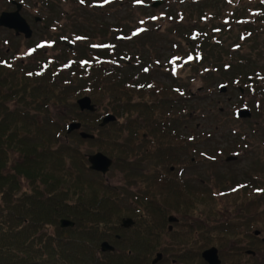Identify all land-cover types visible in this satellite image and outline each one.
I'll return each instance as SVG.
<instances>
[{
  "label": "trees",
  "instance_id": "1",
  "mask_svg": "<svg viewBox=\"0 0 264 264\" xmlns=\"http://www.w3.org/2000/svg\"><path fill=\"white\" fill-rule=\"evenodd\" d=\"M191 1L186 11L177 12L196 15V25L189 26V31L180 27L188 40L193 30L197 32L194 41L187 45L188 50L199 52L200 62L213 65L209 67L213 73L220 70L224 78L230 81L238 78L240 85L261 93L260 84H264V0ZM208 19L213 25L208 24ZM245 42L249 43L248 49L255 58L253 63L251 55L241 53ZM233 51L236 55L232 56ZM221 53L230 56L234 64L226 62L224 56H219ZM2 56L0 264H138L129 258L126 250L120 253L121 258L116 252L99 250L100 242L117 231L115 224L121 223V213L113 201L114 191H110L100 173L89 169L87 152H81L79 147L84 141H98L99 149L113 155L124 167L122 161L127 157L123 153L129 141L126 130L141 125L148 111L141 102L132 105L129 97L124 98L122 93H117L120 97L111 98L112 86L127 92L124 86L127 70L118 75L119 69L112 74L92 66L89 71L78 73L76 80L67 78L65 86H56L50 76L43 75L34 77L36 86L29 88L25 83L29 79L24 73L19 69L20 72L10 71L12 67L5 65ZM216 63L222 65L219 67ZM225 66L228 67L226 71ZM2 74L7 78L13 75L16 82L1 78ZM154 89L159 94L156 85ZM75 91H85L95 99L102 92L107 94L112 112L124 121L117 120L111 127L100 128L104 132L100 139L84 140L78 132L62 139L66 124L71 121H80L83 130L92 129L85 116L93 113L76 112L77 107L72 102ZM136 92L147 93L140 88ZM11 101H14L12 107ZM53 101L58 106L66 105L76 114L63 116L62 122H58L50 113ZM146 116L151 119L153 114L146 113ZM63 218L72 220L74 226L61 228L59 221ZM112 223L111 228L106 227Z\"/></svg>",
  "mask_w": 264,
  "mask_h": 264
},
{
  "label": "flooded vegetation",
  "instance_id": "2",
  "mask_svg": "<svg viewBox=\"0 0 264 264\" xmlns=\"http://www.w3.org/2000/svg\"><path fill=\"white\" fill-rule=\"evenodd\" d=\"M15 1L16 4L20 5L19 12L22 11L23 7H27L25 0ZM55 1H69L79 7L87 8L96 20H99L100 16L105 17L106 13L110 14L109 12L113 11L112 8L116 4L118 5L116 0H110L109 2H105V0H35L32 11H36L34 10L37 9L36 5H41L47 13L55 15L53 8ZM49 14L37 16L35 20L50 22L51 18L52 24L44 27L48 28L52 34L49 37L45 34L46 38H39L35 42L27 44L26 53L30 57L34 53L36 55L33 64H28L31 68L20 67L21 72L33 82L34 77L45 75L50 76L55 85H62L67 79L58 69L56 60L59 54L79 49L96 56L101 45H104L106 49L114 48L116 35L124 34L132 28H129L127 24L101 23L104 28L105 41L93 42L90 39L94 37L93 35L79 32L78 29L66 33L65 30H62L64 23L54 25L55 19L53 18L55 16L50 17ZM22 17L30 27L31 37L33 31L31 24L23 15ZM145 17L148 16H143V18ZM151 17L162 20L168 19L169 21L180 20L175 16L151 15ZM65 29L67 30L69 27L66 25ZM8 32L13 33L17 38L20 36L25 39L30 38L22 32L16 33L11 29H8ZM51 49L54 50L51 51L52 54L45 52ZM57 50L60 53L57 54ZM128 54L130 55L129 59L123 63H117L116 57L111 59L110 64L104 66L102 72L108 71L113 74L117 68H122L124 64L126 66L124 70H127L124 74L127 76V89L131 88V90L136 91V86L147 84V90L149 87L154 88L155 84H159L162 87V96L157 103L150 105L143 103L142 106H145L148 111L145 112L143 119L140 116L142 124L137 127H129L126 130L129 141L125 146L126 149L123 155L127 159L122 161L124 167L121 166V170L125 172L124 184L118 188L119 191L116 190L117 187L106 184L112 191H117V194L130 195L133 200H140L139 197H142L144 203L137 206H141L143 212L145 207L144 213H148L151 209L155 212L157 210V213L160 214L159 211L161 210V213L165 216V221L160 225L153 227L145 226L146 224L142 223L144 228L132 234L134 247L139 248V250L127 249L129 258L142 264H208L203 257V253L208 249L215 248L220 264H262L264 262V205L261 206V203H264V184L258 186V181L254 175L244 178L246 180H239L213 173L215 174H212L213 178L218 177V179L214 178L218 182L213 186L217 190H214L213 187L212 189H199L193 185L194 181L189 176L195 172L196 168L206 167L204 165L208 163L216 164L217 159L215 156L208 154V132L189 126L182 119V115L186 111H188L189 121L196 116V112H192L191 104L186 103L187 97L195 96L196 98L197 94L191 93L189 86L195 82L196 78L202 77L204 82H202L198 92L206 90L208 88L206 79L208 71L205 72L200 69L197 72L194 69L195 65H191L188 67L194 70L185 79H182L184 71L180 72L178 65L175 66L176 69L172 72L170 69L165 70L158 64V69L162 73L161 76L165 80L166 77L170 80L167 83L168 85L152 73L149 77L137 79L138 68L143 75L147 76L150 73L144 71L146 65L133 63L131 54ZM36 72H40V74L37 75ZM139 81L141 83L136 85L135 83ZM180 82H182V85ZM180 87H183V95L180 93ZM187 92L189 94L185 96ZM184 99L185 104L183 105L180 101ZM131 103L134 105V102ZM146 113L153 114L152 118H147ZM203 134H205L204 138L207 143L200 145L199 142L202 140ZM196 145L205 146L206 148H197ZM221 149L216 150L218 155L222 154ZM91 153L94 152L85 155L87 163V156ZM233 155L238 156V153H233ZM197 163L200 164L197 165ZM87 166L89 167V163ZM206 169H208V165ZM102 177L107 182L106 176ZM166 191H170L171 196L177 198V205L174 207L175 212L166 213L168 207L165 200L166 196L170 194ZM214 197L226 201V209L221 215H218V213L217 216L213 215V206L208 208V205H203L204 202L210 203ZM198 206H202L205 211L196 209ZM197 210L198 214L203 215L202 217H197L195 214ZM260 211H263V217L260 215ZM136 212L140 213L142 210H135L134 213ZM181 215L184 217L181 218ZM124 220L122 219L121 223L115 224V227L117 228V225H119L123 229H129L135 226L134 219L127 226L124 225ZM261 222L263 227L260 226ZM121 236V234L112 232L111 235L109 234V239L103 241L108 242L113 250L102 251L100 244L103 241L99 244V250L108 253H123L125 251L123 249L124 243L130 238L127 235L123 238ZM156 258L157 261L153 263Z\"/></svg>",
  "mask_w": 264,
  "mask_h": 264
},
{
  "label": "rangeland",
  "instance_id": "3",
  "mask_svg": "<svg viewBox=\"0 0 264 264\" xmlns=\"http://www.w3.org/2000/svg\"><path fill=\"white\" fill-rule=\"evenodd\" d=\"M25 1L27 2V7H23L22 11L20 12L26 19H28L31 24V28L33 30L31 37L25 39L20 36L18 37V39L13 33L8 32V29L0 27V55H5L7 58L11 59L13 65L11 66L12 68H10V71L15 72H20L19 70H21V66L31 68V66L28 64H33V60L35 58L36 53H34L32 57H30L26 53L27 44L35 42L39 38H46L45 34H47L48 37L50 36V34H52L48 30V28L44 27L46 25L48 26V24H52L51 18L50 22L42 21L39 19L37 21L35 20L37 16L45 14L48 15L49 13H47V11L41 5H36L37 9H34L36 11H32L35 0ZM143 1L147 3L146 8H143L145 7L143 5L132 6L131 0H121L120 2H118V5L116 4V6L112 8L113 11L109 12L110 14L106 13L105 17L98 15L101 17L99 20H96L95 17L89 13L90 10L87 8L79 7L77 4L71 3L69 1H55L53 3L55 15L49 14V16H55V18H53L55 19L54 25L64 23L62 30H65L66 33H68L69 31H76L75 29H78L79 32L93 35L94 37L90 38L93 42L105 41L104 28L103 26H101V23L115 25L127 24V26H129L130 28L132 27V25H134L135 19L140 18L141 20H145L144 25L151 29V31L142 34L138 38H135L133 40L130 39L129 41L124 42L127 44L125 48L132 53H136L144 57V60H142V63H140V65L144 64L147 59L151 61L152 58H160V61L158 62H160V64L162 65L165 63L166 57L168 55L175 53L172 51L173 49L171 43L173 41L178 42L179 40H183L182 43H184L187 36L186 38L182 37L177 32L179 30V23H177L176 20L169 21L168 19H163L156 22H151L149 21V16L150 14L158 15L161 12H168L172 15H175L176 18L178 11H186L185 8L190 5L189 3L193 2L191 0L189 2L188 0H162L161 3L153 5L154 3H151L153 0ZM15 5V2L10 3L8 0H0V12L12 11L14 10ZM208 7L211 11L212 6L210 5V3L208 4ZM185 14L186 16H184L181 20V25L185 30L187 29L189 31V26L196 25V15L194 14V16H188L187 12ZM143 16L148 17L143 18ZM213 23L214 22L212 20L208 21V24L210 25H213ZM66 25L69 27V29L67 30L65 29ZM248 45L249 43L247 42L243 43V47L241 48V53L243 55H251V52L248 49ZM119 47H121V45ZM51 51L54 50L51 49L45 52H47L48 54H52ZM122 52L125 53V50H122ZM58 53H60L59 50H57V54ZM233 54L236 55L234 51L232 52V56ZM68 56H71V54H68ZM219 56H224L226 62L233 61L232 58L227 54L221 53ZM251 58H253V61H251L253 63L255 61V58L253 56ZM21 62L22 64H20ZM233 64L234 63L232 62V65ZM147 65H149L151 69L150 74H148L147 76L143 75L141 74V70L138 68L137 79H143L144 77L146 78L154 74L155 76H158V79L163 80L165 84L170 82L167 77L165 80L161 76L162 73L158 69V64L151 62ZM215 65H218L220 67L222 63H216ZM125 67L126 66L123 64L122 68L119 69V74L123 72V69ZM208 67H213V65L208 64ZM193 70V68L187 67L183 73L182 79H185L186 76L191 74V71ZM6 73H9V71H7ZM226 74L228 73L226 72ZM65 75L72 77V74L66 73ZM1 78H7V75L2 74ZM226 78L227 77L224 78L222 76L220 70L218 72L213 73L211 69V71H209L208 73V77L206 78L208 82V88H206V90L200 93L198 92V90H200L201 88L200 86H202V82H204L202 77H198V79L196 78L195 82L189 86L191 93L193 92L197 94L196 98L195 96L187 97L188 99L186 103L191 104V108L193 110L192 112H196V116L191 121H189V117L187 115L188 111H186V113L182 115V119L184 122L188 123L189 126L197 127L198 130L208 132V154H211L217 158L216 164H207L208 169H206L207 165H204L206 167L196 168L194 173L190 175L187 174L194 181L193 185L199 189H212V187L218 182L217 180H215L218 179V177H214L215 179L212 177L213 173L223 175L225 177L229 176L239 180H246L244 178H248L249 175H254V177L258 181V186H262V184H264V85L262 83L260 84L261 93L256 91V94H254L246 87H244V92H241L238 91L237 88L242 87L239 83H236V85L234 86H230L225 83ZM7 79L9 81L16 82L15 77L13 75L12 78ZM73 79L76 80V76H74ZM25 83L29 86V88L36 86V84L33 83V81L31 80L25 81ZM180 83L182 85V82ZM219 84H225V90H223L222 88H218ZM157 85L159 84H156V87L161 90L162 87ZM112 87L114 93L112 94L111 98H113L114 96L120 97V95H117V93H122V96L124 94L123 97L126 99L127 97H129V100L131 102H141L150 105L157 103L162 96V90L159 94H157L153 90L154 88L152 89L153 92L150 91L146 94H140L136 91L131 90V88L126 89L127 92H121L118 86H116L115 89L114 86ZM82 90H85V88H82ZM75 93L76 94L73 96L72 99V102L75 105L76 100L80 99L82 95H88V93L85 91L84 93H78V91H75ZM188 94L189 93L187 92L185 96H188ZM101 96L97 97V99L90 96L92 101L96 103L97 111L91 115L85 116L86 118H89L91 124L90 127H92L90 131L93 135H95L97 139H100L104 133H102L100 127H98L100 123V118L106 113H111L112 115L114 114L109 106L110 97L107 94H104L103 92ZM12 100L15 101V99ZM14 101H11V107L14 106ZM244 102L245 104H248L247 107L250 112L249 116L237 117L233 113V108H238V106L239 108H242ZM180 103L184 105L185 99L183 101H180ZM50 108L51 115L55 119H57L58 122H62L63 119L61 117L63 116L66 117L74 115L76 114V112H80L78 107L76 108V112L73 113L66 105L58 106L54 101L51 102ZM98 119L99 121H97ZM118 121L122 123L124 121V118H118ZM113 123L114 122L109 123L107 126L111 127V124ZM114 125L117 126V123ZM64 136H61L62 139L64 138ZM204 136L205 134L202 135V140H200L199 142L200 145H205L207 143ZM200 145H196V147L206 148L205 146ZM79 147L81 152L87 153L100 150L98 146V141H96L95 143H89L88 141H84L82 144H79ZM219 148H222V154L220 155L216 153V150H218ZM233 153H238V156L234 157ZM107 155L113 158L110 153H107ZM113 159L114 164L113 166H111L108 173L106 174L107 182H105L109 185L117 187L116 190L119 191L118 188H120L121 185L124 184L123 180L125 172L121 170V165L119 164L120 162L116 161L115 158ZM120 159H122V157ZM198 164L200 163H197V165ZM213 189L217 190V188L215 187H213ZM117 191H114L115 196L113 201L116 206L120 208V222L122 219H125L124 222L129 220V218L131 221L134 219L135 226L129 229H122L118 226L116 233L121 234L122 238L125 235L130 238L126 243H124V250L131 249L133 251H138L139 248L134 247V240H132V234H134L136 231L139 232L141 231V229L144 228L142 227V223L146 224L145 226L153 227L160 225L163 221H165V216L163 215V213H161V210L159 211L160 214L157 213V210L155 212L151 209H149L148 213H144L145 207L143 212V208L141 206H137L140 205V203H144L142 197H139L140 200H133L132 196H124V193L117 194ZM166 192L170 193L166 196L167 198L165 200V203L168 207L166 213L172 211L175 212L174 207L177 205V198H173L171 196L170 191ZM154 199L156 200V198ZM149 202L151 201L149 200ZM153 204L155 205V203ZM203 205H208V208L213 206V215L216 216L217 213L218 215L224 213L227 206L225 200H218L215 197L210 201V203L204 202ZM262 205H264V203H261V206ZM196 209H200V211H205L202 206H198ZM135 210H142V212H140L142 214H140L139 212L134 213ZM195 214L197 215V217L203 216L198 214V210ZM260 215L263 217V211H260ZM180 217L183 218L184 216L181 215ZM202 219L204 220V217ZM212 222H214V220H212ZM112 225L113 223L109 226L107 225L106 227L111 228ZM260 226L263 227L262 222L260 223ZM130 240L132 241L130 242ZM117 255L121 258V255L119 253H117L116 256ZM138 263L142 264L141 262Z\"/></svg>",
  "mask_w": 264,
  "mask_h": 264
},
{
  "label": "water",
  "instance_id": "4",
  "mask_svg": "<svg viewBox=\"0 0 264 264\" xmlns=\"http://www.w3.org/2000/svg\"><path fill=\"white\" fill-rule=\"evenodd\" d=\"M158 3V2H157ZM19 7V6H18ZM0 25L7 26L9 28H13L15 32H22L26 37L30 36V28L26 21L19 15L18 10L14 12H3L0 15ZM223 90H225L224 87H222ZM77 104L81 110H88V111H95V106L91 103V99L88 96L82 97L77 100ZM242 116L248 117L249 112L248 111H242ZM115 120V116L112 114H107L102 118V121L100 122V127H103L107 125L109 122H112ZM81 127V124L79 122H72L67 127V133H71L74 130H79ZM79 135L83 139H92L94 138L93 134L87 133L85 131H80ZM89 167L92 170L98 171L102 173V175H105L111 164L112 159H110L108 156H106L104 153L98 151L93 154H89L87 156ZM132 221L129 219L124 222V225L127 226ZM59 225L61 228L65 227H73L74 222L69 219H60ZM100 249L102 251H112L113 247L106 241H103L100 244ZM204 259L208 262V264H220L219 259L217 257L216 249L211 248L206 250L203 253ZM157 261V258L153 261L155 263Z\"/></svg>",
  "mask_w": 264,
  "mask_h": 264
},
{
  "label": "snow or ice",
  "instance_id": "5",
  "mask_svg": "<svg viewBox=\"0 0 264 264\" xmlns=\"http://www.w3.org/2000/svg\"><path fill=\"white\" fill-rule=\"evenodd\" d=\"M105 2H108V0H105ZM138 2H139V0H138Z\"/></svg>",
  "mask_w": 264,
  "mask_h": 264
}]
</instances>
